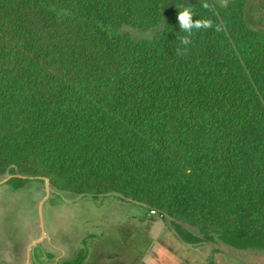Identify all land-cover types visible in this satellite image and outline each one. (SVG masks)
I'll return each mask as SVG.
<instances>
[{
  "label": "trees",
  "instance_id": "trees-1",
  "mask_svg": "<svg viewBox=\"0 0 264 264\" xmlns=\"http://www.w3.org/2000/svg\"><path fill=\"white\" fill-rule=\"evenodd\" d=\"M174 1L0 0V175L264 249V0ZM181 7L224 31L182 45Z\"/></svg>",
  "mask_w": 264,
  "mask_h": 264
},
{
  "label": "rangeland",
  "instance_id": "rangeland-1",
  "mask_svg": "<svg viewBox=\"0 0 264 264\" xmlns=\"http://www.w3.org/2000/svg\"><path fill=\"white\" fill-rule=\"evenodd\" d=\"M190 2L191 0H175L173 3L189 4ZM132 32L139 34L135 30ZM7 176L0 175V181ZM45 196V181L37 179H32L19 189H14L7 183L0 185L1 264L26 263L27 255L32 248L31 244L39 241L42 235L39 218L41 202H43L42 215L46 239L56 244L64 241L68 243L70 240L76 242L89 233L103 232V227L112 226L115 222L135 219L133 214L140 211V207L143 208L142 211H147L144 205L125 200L118 194H109L93 200L90 197L50 190L49 196L47 198ZM144 214L145 212H142L139 215L143 217ZM159 223L158 234L172 239L174 248L183 252L190 263L264 264V249L261 248L238 249L218 242L187 245L188 249H178L174 242L177 236L169 223L161 219ZM42 248L46 250L45 247ZM56 249L60 253L65 252L67 256L72 251L71 249L68 251V245L64 244L56 245ZM52 260L48 258V262Z\"/></svg>",
  "mask_w": 264,
  "mask_h": 264
},
{
  "label": "crops",
  "instance_id": "crops-1",
  "mask_svg": "<svg viewBox=\"0 0 264 264\" xmlns=\"http://www.w3.org/2000/svg\"><path fill=\"white\" fill-rule=\"evenodd\" d=\"M141 209L137 211L138 214H133L135 219L115 222L112 226L103 227V232L89 233L76 242L70 240L68 243L64 241L56 244L48 242L46 239L32 243L25 264H63L66 259L77 255L84 246L83 238L86 236H88L85 244L87 255L82 264H193L189 262L183 252L174 248L175 244L172 239L164 238L158 234L159 219L161 221L163 219L155 213H148ZM142 212H145L143 217L139 215ZM58 231L56 230V232ZM174 242L178 249H188L189 247L188 244L182 243L178 237ZM63 244L68 245V251L72 250L69 256L56 249V245ZM35 247L40 250L38 259L34 256ZM42 247H45L46 250L44 251ZM48 258L53 260L48 262Z\"/></svg>",
  "mask_w": 264,
  "mask_h": 264
},
{
  "label": "clouds",
  "instance_id": "clouds-1",
  "mask_svg": "<svg viewBox=\"0 0 264 264\" xmlns=\"http://www.w3.org/2000/svg\"><path fill=\"white\" fill-rule=\"evenodd\" d=\"M222 3H226V0H222ZM201 7L210 11H213V6L208 2H202ZM177 20L179 23V29L181 32L185 33L183 36H178L177 39L180 40L182 45L187 46L191 41L190 37L194 34L195 31L201 29L214 28L216 32L224 31V26L222 24H213V21L209 18H202L194 20L195 12L192 7H181L179 8ZM178 54H183L181 50L177 49Z\"/></svg>",
  "mask_w": 264,
  "mask_h": 264
},
{
  "label": "water",
  "instance_id": "water-1",
  "mask_svg": "<svg viewBox=\"0 0 264 264\" xmlns=\"http://www.w3.org/2000/svg\"><path fill=\"white\" fill-rule=\"evenodd\" d=\"M13 175H8L7 177H5L3 180L0 181V185L3 184V183H6ZM45 180V188H46V196L45 198H47L50 194V180L49 178H44ZM42 203L40 204L39 206V218H40V222H41V232H42V235H41V238L39 241H43V240H46V235H45V229L43 227V215H42Z\"/></svg>",
  "mask_w": 264,
  "mask_h": 264
}]
</instances>
